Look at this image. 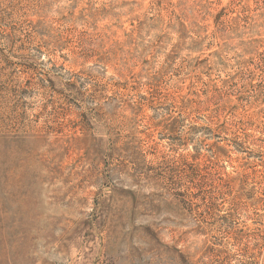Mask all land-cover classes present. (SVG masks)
I'll use <instances>...</instances> for the list:
<instances>
[{"label":"rangeland","instance_id":"obj_1","mask_svg":"<svg viewBox=\"0 0 264 264\" xmlns=\"http://www.w3.org/2000/svg\"><path fill=\"white\" fill-rule=\"evenodd\" d=\"M0 264H264V0H0Z\"/></svg>","mask_w":264,"mask_h":264}]
</instances>
